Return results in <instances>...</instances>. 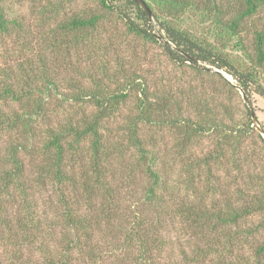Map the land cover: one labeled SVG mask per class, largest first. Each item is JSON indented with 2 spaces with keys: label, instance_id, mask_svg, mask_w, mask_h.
<instances>
[{
  "label": "trees",
  "instance_id": "1",
  "mask_svg": "<svg viewBox=\"0 0 264 264\" xmlns=\"http://www.w3.org/2000/svg\"><path fill=\"white\" fill-rule=\"evenodd\" d=\"M8 1L0 264H264V0H144L151 18L134 0H57L34 20ZM121 29L179 66V91L128 70Z\"/></svg>",
  "mask_w": 264,
  "mask_h": 264
},
{
  "label": "rangeland",
  "instance_id": "2",
  "mask_svg": "<svg viewBox=\"0 0 264 264\" xmlns=\"http://www.w3.org/2000/svg\"><path fill=\"white\" fill-rule=\"evenodd\" d=\"M57 0H14V1H8L5 5H9L10 13L13 15L16 14H22L25 18H28L29 20H34V18L37 16L36 11L38 10V7L40 6L39 10H42L41 4H46L47 2H54ZM31 2L35 3L36 9L31 8ZM80 11L81 10H88L89 7L94 8V4L92 2H81L79 4ZM68 16V8L66 7L65 10L60 12V17H66ZM152 24H154V32H158L159 26L156 22L152 21ZM125 30L121 29L118 34V39L116 41L122 40L127 41L125 39ZM161 34H164L161 31ZM122 36V37H121ZM128 42V48L121 47V50H119L120 56L124 59L125 62H127L126 59H128V70H135L136 74L142 78H145L150 86L159 87L161 90H168V88H172L175 92L180 90V87L182 86V81L180 78H182L183 73L180 72L179 66H175L166 59L165 55L163 54V51L161 50L160 46L158 44H154L151 42H144L143 40ZM233 56H237V51L234 47L231 46V49L229 51ZM201 68L206 70L210 69V72H217L218 69L211 67L206 64H201ZM223 75H225L229 80H233L231 76L227 75L225 72L220 71ZM205 76H208L207 74H204ZM195 77V75L193 74ZM196 78V77H195ZM211 79V77H210ZM191 83L194 87V90L198 91L201 85V80L197 81L196 79L193 80V77H190L188 79V84ZM209 79H204L203 84L205 88L206 94L209 95L211 92V88L209 86ZM239 106L240 108L243 105V99L242 96L240 98L236 99V106ZM252 105L254 107L255 114L257 116V119L259 121V124L264 128V99L253 95L252 96ZM127 113V110H126ZM167 144L171 145V141L167 140ZM212 146L211 139L209 137L202 138L199 149L197 151V154L202 156L205 152H207ZM254 222L256 223V219H254ZM248 255H251V249L246 251Z\"/></svg>",
  "mask_w": 264,
  "mask_h": 264
},
{
  "label": "water",
  "instance_id": "3",
  "mask_svg": "<svg viewBox=\"0 0 264 264\" xmlns=\"http://www.w3.org/2000/svg\"><path fill=\"white\" fill-rule=\"evenodd\" d=\"M134 1L136 2V4H137L138 6H140V7H141V8H142V9L148 14V16H149L150 18L152 17V13H151L149 7L147 6V4L144 2V0H134ZM240 92H241V95H242V97H243V99H244V102L246 103L247 106H249V102H248V99H247L245 93H244L242 90H240ZM252 116H253V119H254L255 125L257 126V130H258V131L262 134V136L264 137V130H263V128L260 127V125L258 124V122H257L256 118L254 117L253 113H252Z\"/></svg>",
  "mask_w": 264,
  "mask_h": 264
}]
</instances>
